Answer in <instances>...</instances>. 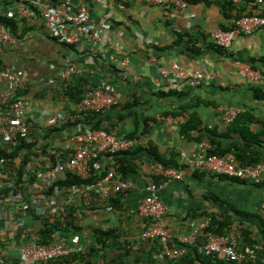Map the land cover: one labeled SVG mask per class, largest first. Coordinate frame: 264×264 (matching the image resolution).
<instances>
[{
	"label": "crops",
	"instance_id": "crops-1",
	"mask_svg": "<svg viewBox=\"0 0 264 264\" xmlns=\"http://www.w3.org/2000/svg\"><path fill=\"white\" fill-rule=\"evenodd\" d=\"M126 1L128 5L117 4L114 0H106L104 5H98L92 0H73L75 4L90 6L93 24L103 28L108 36L104 45L93 46L91 42L83 41L74 49H68L48 37L42 29L29 27L19 38H14L13 44L2 49V61L6 66L23 68L30 76L24 86L25 96L32 101V111L27 119L29 123L38 125L36 136L42 135L41 126L48 124L49 116L63 114L68 117L72 111H76L74 104L67 98L63 99L56 89H60L59 74L66 58H71L84 70L81 76L72 80L74 84L79 78L87 81L86 86L105 82L119 96L120 105L104 112L103 125H113V133L125 135L137 124L140 133L144 129V119L150 117L148 133L140 135L139 139L151 141L165 157L177 152L178 161L186 164L185 158L190 157L199 143L206 140H189L181 136L180 127L189 115L199 118L201 129L207 126L223 131L228 124L218 123L219 110L225 106H235L241 109L240 114L245 115L240 125L248 123L251 133L260 134L259 143L253 145L261 152L264 161V126L261 124L264 121V96H261L264 95V84L252 86L239 74L243 65L264 73V29L248 35L238 34L228 49L220 50L212 44L209 33L216 27L230 26L232 18H226L221 8L224 0L189 3L186 11L175 17L168 16L161 7L149 5L143 0ZM232 1L231 17L252 13L264 15V0ZM109 15L113 18L111 24L106 19ZM177 32H187L190 38L184 36L180 43L173 45ZM98 53L106 56L125 55L129 60L128 66L125 71L118 69L108 60L97 58ZM172 61H178L187 68L202 70L205 77L201 85L196 89L182 85L181 90L174 89L178 91L177 94L160 95V91L173 89L164 80L158 79L160 69H169ZM133 95L137 97L136 104L126 108L125 104L132 101ZM162 115L172 116L173 120L165 121L159 117ZM249 117L255 120L248 122ZM73 131L74 128H71L55 135L52 146L63 150L70 143ZM192 136L196 138L197 132H193ZM219 139L224 145L233 140L240 141L236 134H232V138L224 136ZM134 161L136 173L132 178L135 187L119 197L123 210L108 209L96 198L84 200L89 205L85 208L81 206L82 200L74 198L75 224L82 228V234H77L81 239L89 238L90 246L94 245L96 249L89 251L88 246L84 253H80L86 256L77 254L74 258L65 257L63 264H211L199 253L192 254L186 261H182L184 256L169 260L162 254L157 240L140 241L138 235L145 219L137 209L146 195L145 186L160 177L151 168L153 162L143 156ZM263 184L264 173L262 181L254 183L195 170L187 171L183 180L167 182L160 188L159 194L168 206L165 220L174 233L188 234L190 223H197L208 214L220 219L226 215L232 219L231 232L238 233L239 229L247 232L245 241L242 240V246L246 247L247 243L253 241L264 244V219L258 212L264 199ZM31 226L33 229L38 227L36 223ZM96 227L116 229L119 235L113 242L117 245L103 247L92 244L95 240L93 229ZM19 231L16 229L12 236L18 235ZM204 239L205 236H198L195 243L188 245V250ZM107 243L111 244L112 240ZM225 263L241 264L235 261ZM0 264H9V261L4 259ZM255 264L264 263L257 260Z\"/></svg>",
	"mask_w": 264,
	"mask_h": 264
},
{
	"label": "built area",
	"instance_id": "built-area-1",
	"mask_svg": "<svg viewBox=\"0 0 264 264\" xmlns=\"http://www.w3.org/2000/svg\"><path fill=\"white\" fill-rule=\"evenodd\" d=\"M92 1L98 5H104L106 2V0ZM143 1L161 7L171 17L185 12L189 5L186 0ZM0 14L15 17L20 25L38 27L48 37L74 48L83 41H89L93 46L104 45L108 41L105 30L93 24L90 6L75 4L73 0H58L55 3L49 0H0ZM106 19L109 24L113 21L110 15ZM259 29H264V15L252 13L232 18L228 28L216 27L209 34L216 46L228 49L238 34L248 35ZM13 43L12 34L5 26L0 25L1 46L5 48ZM2 49H0V61ZM97 58L108 60L111 65L123 71L129 63L125 55L106 56L100 53ZM65 62L59 74L61 81H72L83 74L84 70L78 62L71 58H66ZM239 74L252 86L264 84V73L249 65L241 66ZM204 77L202 70L187 68L178 61H172L169 69H160L158 79L164 80L173 89L181 90L182 85L196 89L201 85ZM29 78L27 70L23 68L0 64V150L7 148L9 150L10 144L20 142L19 137L29 141L27 134L30 123L27 116L32 111V101L23 94L18 95ZM117 104H120L119 96L109 84L102 82L96 86L88 85L80 100L74 103V107L79 118L84 119L88 113H103ZM219 111L218 123L229 124L241 109L225 106ZM45 114L48 115L47 112ZM159 117L165 121L173 120L172 116ZM48 118V123L51 124L62 123L67 117L58 114ZM142 142L144 141L136 137L127 138L125 135L92 128L86 122L79 121L70 135V143L63 147L62 152L66 155L57 156L55 163H52L48 157L39 163L31 156L34 160L26 163L18 179L17 176H13L9 177V180H4L1 175L9 158L0 157V190L6 189V192L0 196V247H2L0 262L6 259L11 264V260L16 258L20 264H38L42 261L48 262L83 253L91 245L89 238L81 239L78 234L65 235L59 230L51 242L42 243L39 241L36 228L33 229L31 224H37L39 219L46 220V218L63 220L68 215L75 197L87 200L91 194L103 202L106 208L112 209L108 200L112 196L128 192L135 187V181L132 177L119 178L116 166L108 163L105 156L127 151ZM209 148H211L209 141L200 142L196 151L185 158L184 168L165 167L160 162L151 164L153 171L160 177V182H150L145 186L146 195L137 209L145 219V224L138 237L142 242L157 240L161 245L162 254L169 260L184 256L188 251V245L196 242L197 237L209 227L212 218L206 215L197 223L191 222L188 234L174 233L165 220L169 211L168 206L159 194L163 185L172 180H183L187 171L195 170L254 183L262 181L264 161L241 165L233 153L209 154L207 153ZM49 151L54 152L52 149ZM98 158H101L102 162L100 165L97 164L96 168L106 169V174L97 181L82 187L74 184L64 187L58 183L67 172L76 174L82 179L89 178L90 164ZM132 212L136 211L132 210ZM258 212L264 219V199L258 207ZM35 215L39 218L37 219ZM16 229L22 231L19 240L12 238ZM196 250L199 254L216 255L225 261L252 263L258 258L259 253L264 252V244L255 242L243 247L239 233L208 232L205 239L197 244ZM259 259L264 263V255Z\"/></svg>",
	"mask_w": 264,
	"mask_h": 264
},
{
	"label": "trees",
	"instance_id": "trees-1",
	"mask_svg": "<svg viewBox=\"0 0 264 264\" xmlns=\"http://www.w3.org/2000/svg\"><path fill=\"white\" fill-rule=\"evenodd\" d=\"M52 3L57 2L58 0H49ZM117 4L122 5H128V2L126 0H114ZM188 3L195 4L198 2H207L208 0H186ZM251 1V0H246ZM234 6V2L232 0H224L223 4H221L223 15L226 18H236L238 16L231 17L230 11L232 10ZM0 25L5 26L9 32L12 34L14 38H19L25 30H27L29 27H26L24 25H20L19 21L14 17H8L6 15L0 14ZM223 28V27H222ZM224 29H226L224 27ZM187 36L190 38L189 34L187 32H177L176 33V39L174 41L173 45H176L180 43V40ZM51 38V37H50ZM64 46L65 48L71 49L74 47L67 46L65 44L60 43L57 39L51 38ZM191 39H189L190 41ZM188 41V42H189ZM191 42V41H190ZM212 44L214 46L215 43L212 41ZM218 47V46H216ZM3 46L0 44V49H2ZM218 49H222L218 47ZM217 49V50H218ZM99 55V53H98ZM97 57V56H96ZM96 59V58H95ZM0 64L3 66H6V64L1 60ZM87 81L84 80V78H79L77 83L74 84L72 81H61L60 89L56 88L58 90V94L62 96V98H67L69 101L74 104L80 100V98L83 95L84 89L86 86ZM95 86V85H92ZM24 90V91H23ZM26 91L25 88L22 89L21 92H18V95H25ZM170 93H178L177 90L170 89L167 92L160 91L159 94L162 96H167ZM261 96H264L261 94ZM137 102L136 95H133L132 101L125 104L126 108L132 107ZM134 103V104H133ZM120 104L114 105L112 108L118 107ZM104 112H91L88 113L84 119H80L77 111H72L71 114L66 118V120L62 123L60 122H54V123H48L47 125L41 126L42 135L40 137L36 136L38 125H34L32 123L29 124L30 130L27 134V138H29V141H25L23 137H19L20 141L17 144H10L9 150L2 149L0 150V157L9 158L6 165H4L5 170L1 177L4 180H9V177L17 176V179L20 177L22 173L23 167H25L26 163L30 160L37 159L39 163H42L44 158L48 157L49 160L52 163L56 162V158L62 157L66 155V153L62 152L58 147L52 146L53 137L57 134H60L63 131H69L71 128H74L76 124L79 121H84L88 125H91L92 128L95 129H104L107 132L112 133L113 125L110 127H105L103 125L104 121ZM245 115L243 113H238L237 116L234 118L232 122H230L223 131H219L218 127H207L205 126L203 129L199 127L200 120L195 115L190 114L186 122L181 125L180 127V134L184 138H187L189 140L193 139H203L205 138L207 141L210 142L211 148L208 149L207 153L209 154H218V155H224L226 153H233L236 157V159L239 161L241 165H251L258 162L263 161L262 160V154L257 149H254L255 143H259V136L260 134H253L248 130V123H244L240 125V121L242 120V117ZM149 120H151L150 117L144 119V129L139 133L138 132V122H136L137 126L132 131L125 134L127 138H140V135H144L148 133V128L150 124L148 123ZM252 117H249L248 122L253 121ZM256 121H258L256 119ZM261 124L264 126V121L261 122ZM197 132L196 138H193L192 133ZM232 134H236L238 139L240 141H231L229 144L224 145L223 142L219 139L222 137H229L232 138ZM49 149H52L54 152L50 153ZM59 153V155H58ZM33 156V158L31 157ZM143 156L147 161L150 162H160L165 167H179L184 168V164L180 163L178 161V153L177 152H171L167 157L164 156L163 153L160 152L159 148L154 145L151 141L142 142L138 144L137 146L127 150V151H119L114 154H106L105 158L108 159V163H113L116 166V173L117 176L121 179L125 177H133V174L136 173V163L135 159L140 158ZM43 157V158H42ZM14 159H17L14 161ZM102 160L101 158L94 159L90 164V172L91 175L87 179H82L76 174H73L71 172L65 173V175L61 178V180L58 181V183L61 186L68 187L71 184L76 185L77 187H82L86 184L93 183L103 177L106 174V169L103 168V170H99L96 168L97 164H101ZM15 172V173H14ZM219 176H225L220 175ZM226 177V176H225ZM234 180H238L237 178H232ZM160 179L156 177L155 182H158ZM264 186V184H263ZM6 192V189L0 190V196ZM122 194H117L115 196H112L108 200V204L110 207L115 208L116 210H123V206L120 205V198ZM89 199H94L95 196L93 194L89 195ZM96 198V197H95ZM85 199H82L81 206H84L87 208L89 205H86ZM89 202V201H88ZM75 205V204H74ZM71 206L68 210V215L63 218V220H51L50 218L46 220L45 219H39V223H37L38 227L36 228V232L38 233L39 241L42 243H49L54 239L55 234L60 230L65 235H72V234H82V228L80 226H76L75 224V218L73 216V212L75 209V206ZM211 216L210 214H208ZM35 217L38 219V215H35ZM212 220L210 222L209 227L202 232V236L204 237L206 233L211 232L215 234H226L230 233L231 231V224L232 219L229 216L222 215V218H217L216 216H211ZM264 224V221H262ZM22 231L18 232V235ZM237 232L240 234L243 241H245V235L247 232L245 230L239 229ZM93 237L95 238L94 243L92 244H101L103 247H110L112 244L117 245L115 242V239L118 237V231L113 228L103 229L100 227H96L93 229ZM18 235H15L12 237L14 240H19L20 237ZM16 238V239H15ZM112 240V243H107L108 241ZM114 241V242H113ZM253 242L247 243L248 246L252 245ZM121 245V243H119ZM95 246H89V251H95ZM191 249V250H190ZM84 253V252H83ZM198 254L196 251V245L191 246L189 248L188 252L184 255L182 258V261H186L187 258H190L191 255ZM82 257L86 256L85 254H80ZM264 252L259 253L258 258L251 263V261H246L241 264H255L257 260H260L259 257L263 256ZM73 258L77 257V254L72 255ZM206 257L207 261L211 264H226L225 260H222L218 258L216 255H203ZM66 258H60L56 260H51L48 262H40V263H47V264H63L66 260ZM82 259V258H81ZM11 264H20L17 262V259L14 258L11 260ZM227 263H233V262H227Z\"/></svg>",
	"mask_w": 264,
	"mask_h": 264
},
{
	"label": "clouds",
	"instance_id": "clouds-1",
	"mask_svg": "<svg viewBox=\"0 0 264 264\" xmlns=\"http://www.w3.org/2000/svg\"><path fill=\"white\" fill-rule=\"evenodd\" d=\"M40 263V262H39Z\"/></svg>",
	"mask_w": 264,
	"mask_h": 264
}]
</instances>
